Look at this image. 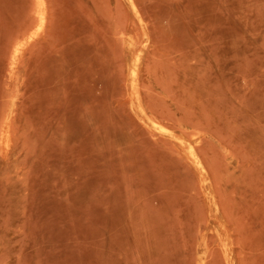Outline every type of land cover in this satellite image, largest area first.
I'll return each mask as SVG.
<instances>
[{
  "label": "rangeland",
  "instance_id": "1",
  "mask_svg": "<svg viewBox=\"0 0 264 264\" xmlns=\"http://www.w3.org/2000/svg\"><path fill=\"white\" fill-rule=\"evenodd\" d=\"M36 6L0 0V264H264V0Z\"/></svg>",
  "mask_w": 264,
  "mask_h": 264
},
{
  "label": "bare ground",
  "instance_id": "2",
  "mask_svg": "<svg viewBox=\"0 0 264 264\" xmlns=\"http://www.w3.org/2000/svg\"><path fill=\"white\" fill-rule=\"evenodd\" d=\"M37 3H38V6H36L37 7V12H38V16H40V18L41 19H43L44 18V12H43V0H37ZM36 10V9H35ZM26 43H27V41H26ZM22 44V43H21ZM21 44H19L20 46H22ZM25 44V43H24ZM18 45V46H19ZM24 46V45H23ZM22 46V47H23ZM18 48V47H17ZM16 48V49H17ZM20 51V50H19ZM18 51V52H19ZM7 136H8V133H7V131H6V129H3L2 130V132H1V140H2V142L4 141V140H6L7 139ZM5 143H6V141H4ZM227 257V256H226Z\"/></svg>",
  "mask_w": 264,
  "mask_h": 264
}]
</instances>
